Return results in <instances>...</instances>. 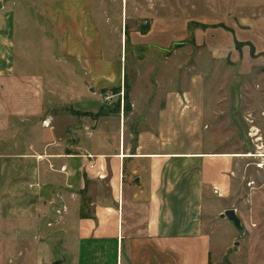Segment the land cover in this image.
I'll return each instance as SVG.
<instances>
[{
    "label": "crops",
    "instance_id": "0c3cea01",
    "mask_svg": "<svg viewBox=\"0 0 264 264\" xmlns=\"http://www.w3.org/2000/svg\"><path fill=\"white\" fill-rule=\"evenodd\" d=\"M127 3L0 0V264H264V172L248 180L240 167L255 160L250 151L175 150L181 132L201 130V106L181 107L172 95L143 108L133 93L127 122L125 107L110 112L73 70L125 51ZM51 67L65 80L55 90ZM250 132L264 149L259 129ZM229 209L245 233L220 218ZM217 223L229 235L213 255Z\"/></svg>",
    "mask_w": 264,
    "mask_h": 264
},
{
    "label": "rangeland",
    "instance_id": "374dc122",
    "mask_svg": "<svg viewBox=\"0 0 264 264\" xmlns=\"http://www.w3.org/2000/svg\"><path fill=\"white\" fill-rule=\"evenodd\" d=\"M127 2L124 25L130 36L126 37L125 51L123 44L117 50L103 51V58L108 60L106 66L92 70L74 68L84 74L85 87L93 88L92 93L100 95L101 101L111 108L110 112L117 111L119 104L120 111L125 107L127 122L129 116L130 122L136 117L130 115L133 93L141 92L143 108L146 102L152 101L165 105L172 95L179 101L182 98L181 107L201 106L204 112L201 130L198 128L190 137L181 132L172 144L175 150L200 148L212 153H244V150L251 154L264 153V149H258L259 143L248 137L251 127H256L264 141V0ZM139 29L142 33L148 31L147 36L133 33ZM107 32L118 45L119 30L109 27ZM243 42L254 45L253 57ZM124 68L125 83L120 79ZM47 71L54 90L58 89V82L64 78L62 68L51 67ZM192 94L195 100L191 99ZM96 121L93 117L83 119L91 129ZM225 133L231 136L227 146H223ZM241 160V172L249 180L257 170L254 163L258 160ZM90 213L88 209L83 210V216L88 217ZM242 228L241 234L245 233ZM228 235V229L217 223L212 234L213 255L219 252Z\"/></svg>",
    "mask_w": 264,
    "mask_h": 264
},
{
    "label": "water",
    "instance_id": "95a60500",
    "mask_svg": "<svg viewBox=\"0 0 264 264\" xmlns=\"http://www.w3.org/2000/svg\"><path fill=\"white\" fill-rule=\"evenodd\" d=\"M91 92H94V89H91ZM221 219H227L229 222H231L233 224V226L243 232V228L241 225V221L238 218L236 211L234 209H229V210H225L221 215H220Z\"/></svg>",
    "mask_w": 264,
    "mask_h": 264
},
{
    "label": "built area",
    "instance_id": "2783aa9c",
    "mask_svg": "<svg viewBox=\"0 0 264 264\" xmlns=\"http://www.w3.org/2000/svg\"><path fill=\"white\" fill-rule=\"evenodd\" d=\"M44 126H48L49 122L48 121H43L42 123ZM261 153H257V154H251L253 155V159L258 160L257 163H254L256 169L263 171L264 172V157H258V155H260ZM264 154V153H263ZM64 169V168H62ZM251 184H253V182H249L248 185L250 186ZM62 210H64V207H62ZM57 213H60V211H57Z\"/></svg>",
    "mask_w": 264,
    "mask_h": 264
},
{
    "label": "bare ground",
    "instance_id": "6f19581e",
    "mask_svg": "<svg viewBox=\"0 0 264 264\" xmlns=\"http://www.w3.org/2000/svg\"><path fill=\"white\" fill-rule=\"evenodd\" d=\"M124 2H126V0H123ZM257 141H259V140H257ZM237 155V154H236ZM251 156H253V155H251ZM238 157V156H237ZM240 157V156H239ZM258 157H264V154H261V155H258Z\"/></svg>",
    "mask_w": 264,
    "mask_h": 264
},
{
    "label": "trees",
    "instance_id": "16d2710c",
    "mask_svg": "<svg viewBox=\"0 0 264 264\" xmlns=\"http://www.w3.org/2000/svg\"><path fill=\"white\" fill-rule=\"evenodd\" d=\"M83 216V215H82ZM83 217H86V216H83Z\"/></svg>",
    "mask_w": 264,
    "mask_h": 264
}]
</instances>
